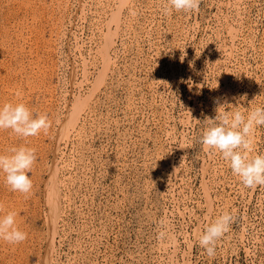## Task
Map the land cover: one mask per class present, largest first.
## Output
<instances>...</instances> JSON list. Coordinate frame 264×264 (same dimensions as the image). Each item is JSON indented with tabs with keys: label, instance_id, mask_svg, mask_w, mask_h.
<instances>
[{
	"label": "rangeland",
	"instance_id": "374dc122",
	"mask_svg": "<svg viewBox=\"0 0 264 264\" xmlns=\"http://www.w3.org/2000/svg\"><path fill=\"white\" fill-rule=\"evenodd\" d=\"M164 2L127 0L115 26L118 0H0V105L23 101L50 121L27 138L0 130V153L37 155L29 194L0 177V203L28 234L0 240V264H264V186H243L200 143L220 104L264 106V0L170 15ZM254 147L264 152V126ZM225 211L210 258L197 236Z\"/></svg>",
	"mask_w": 264,
	"mask_h": 264
},
{
	"label": "clouds",
	"instance_id": "9594fccd",
	"mask_svg": "<svg viewBox=\"0 0 264 264\" xmlns=\"http://www.w3.org/2000/svg\"><path fill=\"white\" fill-rule=\"evenodd\" d=\"M199 5L200 0H165L163 12L165 15H170L173 10L187 13L197 10ZM215 111L214 117L204 119L200 136L204 150L219 153L243 186H264V152H257L254 147L255 129L264 126V106L244 111L237 105L224 103ZM49 126L46 113H34L23 101L0 105V130L10 129L17 137L27 138L39 135ZM36 161L34 148L26 144L11 146L7 152L0 153V177L11 191L29 194L33 188L30 173ZM18 215L15 210L5 212L0 203V240L15 245L27 239V232L18 226ZM232 219V214L225 211L208 222L198 234L197 243L210 258L215 256L217 241L229 230Z\"/></svg>",
	"mask_w": 264,
	"mask_h": 264
},
{
	"label": "bare ground",
	"instance_id": "6f19581e",
	"mask_svg": "<svg viewBox=\"0 0 264 264\" xmlns=\"http://www.w3.org/2000/svg\"><path fill=\"white\" fill-rule=\"evenodd\" d=\"M112 1H113V0H112ZM118 1L120 2V4H117V3H116V4H117V7H118V6H119V7H122L123 4L125 5L126 2H127V0H118ZM130 3H131V1H130ZM121 5H122V6H121ZM119 7H118V9L116 8L117 11H115V12L112 14V19H113V21H115V24H116L115 26H117V24H119V23H118V21H119V19H118V18H119L118 15H119V9H120ZM128 9H129V8H128ZM130 10H131V8H130ZM112 12H113V11H112ZM133 13H134V12H133ZM99 15H100V14H99ZM131 15H132V14H131ZM108 19H109V18H108ZM128 19H129V18H128ZM150 19H151V18H150ZM122 20H123V19H122ZM119 22H120V21H119ZM111 23H112V21H111ZM120 24H121V23H120ZM106 26H107V25H106ZM108 27H109V26H107V28H108ZM119 27H120V26H119ZM126 27H127V26H126ZM107 28H106V29H107ZM115 28H116V27H115ZM57 29H58V28H57ZM116 29H117V28H116ZM59 30H60V29H59ZM101 31H102V30H101ZM108 31H109V30H108ZM115 31H116V30H115ZM98 32H99V31H98ZM106 32H107V31H106ZM113 33H115V32H113ZM113 33H112V35H113ZM116 33H117V32H116ZM116 33H115V34H116ZM108 34H109V33H108ZM104 35H105V33H104ZM102 36H103V35H102ZM59 39H60V38H59ZM104 39H107L106 36H105ZM108 40H109V38H108ZM110 41H111V40H110ZM112 41H113V40H112ZM103 42L106 43L105 40H103ZM103 42H102V43H103ZM135 43H136V42H135ZM107 44H108V42H107ZM99 45H100V44H99ZM110 45H111V44H110ZM100 46H102V45H100ZM108 46H109V45H107V46L105 45L104 48L102 47V49H105V47L107 48ZM108 49H109V48H108ZM121 50H122V49H121ZM230 50H231V49H230ZM105 51H106V52L104 53V56L107 54V50H105ZM108 51H109V50H108ZM231 53H233V52H231ZM99 54H100V53H99ZM102 54H103V53H102ZM107 55H108V54H107ZM104 59H107V58L105 57ZM105 61H106V60H105ZM103 63H104V62H103ZM103 63H102V64H103ZM130 63H131V62H130ZM112 64H113V63H112ZM107 65H108V62L106 63V66H107ZM83 68H84V67H83ZM108 68H109V67H108ZM108 68H107V69H108ZM105 69H106V68H105ZM105 69H104V70H105ZM111 69H112V68H111ZM82 70L84 71V70H86V69H82ZM104 70H103V71H104ZM73 71H74V70H73ZM83 71H82V72H83ZM105 71H107V70H105ZM85 72H86V71H85ZM101 72H102V70H101ZM104 73H105V72H104ZM106 73H107V72H106ZM84 74H85V73H84ZM84 74H82L81 76H83ZM98 76H99V75H98ZM135 77H136V76H135ZM84 79H85V78H84ZM97 79H98V78H97ZM102 79H103V78H101L100 80H102ZM85 80H86V79H85ZM98 80H99V79H98ZM105 81H106V80H105ZM97 82H98V81H97ZM102 82H103V81H102ZM94 83H95V82H93V85H95V86H93V89L90 90L91 92H93V90L95 91V89L97 88L96 86H97L98 84L96 85V84H94ZM98 83H99V82H98ZM74 84H75V83H74ZM100 84H101V83H100ZM100 84H99V85H100ZM95 87H96V88H95ZM77 88H78V87H77ZM229 90H230V89H229ZM88 92H89V91H88ZM231 92H232V91H231ZM231 92H230V93H231ZM92 94H93V93H92ZM92 94L89 92V95L92 96ZM87 95H88V94H87ZM238 97H239V96H238ZM85 98H86V95H85L84 99H85ZM226 98H227V97H226ZM78 99H79V98H78ZM82 100H83V99H82ZM88 100H89V99H88ZM76 102H78V101H76ZM81 102H86V101L84 100V101H81ZM87 103H88V102H87ZM84 104H85V103H84ZM88 104H89V103H88ZM85 105H86V104H85ZM73 107H74V105H73ZM79 107H81V106H79ZM84 107H85V106H84ZM76 108H77V107H74V110H73V111L77 112V111H76ZM80 109H81V108H80ZM73 111L71 112L72 114H71V113L69 114L70 117H69L68 119L64 118V119H65L64 125L70 124V123L73 121V118H75V119L77 120V117H76L77 115L73 114V113H74ZM69 115H68V116H69ZM74 115H75V116H74ZM78 117H79V116H78ZM78 120H79V118H78ZM74 121H75V120H74ZM82 123H84V122H82ZM71 124H72V123H71ZM74 125H75V124H74ZM61 126H62V125H61ZM72 126H73V125H71L70 128H72ZM67 127H68V126H67ZM80 127H81V126H80ZM74 128H75V127H74ZM74 128H73V130H74ZM62 129H63V127H62ZM62 129H61V130H62ZM64 129H66V128L64 127ZM64 129H63V130H64ZM67 130H68V129H67ZM78 130H79V129H78ZM66 132H67V131H66ZM70 132H71V131H70ZM75 132H76V131H75ZM67 133H68V132H67ZM61 134H64V132L61 133ZM68 134H69V133H68ZM66 136H67V135L65 134V136H64L63 138H65V139L67 140V137H66ZM61 137H62V136H60V138H61ZM60 141H61V140H60ZM56 148H57V146L55 147V149H56ZM77 152H78V151H77ZM53 153H54V152H53ZM54 156H55V155H54ZM53 175H54V174H53ZM54 177H55V176H54ZM55 182H56V181H55ZM55 182L53 183L54 185H53V187H52V190L50 191V196L53 197V198H52L53 201H51L52 205L50 204L51 206H50V208H49V209H51V211H50V215H49V216L51 217V221H53V223L51 222L53 225H54L55 222L57 221L56 219H57V217H58V213H59V210H58V209H59V207H58V202H59V192H58V190H57V187H55ZM53 202H54V203H53ZM49 221H50V220H49ZM53 225H52V226H53ZM55 226H56V225H55ZM54 228H55V227H54ZM52 230H53V229H52ZM54 234H55V233H54ZM52 245H53V244H52ZM50 251H51V250H50ZM173 254H174V253H173ZM170 259H171V258H170ZM170 261H171V260H170ZM48 263H49V262H48Z\"/></svg>",
	"mask_w": 264,
	"mask_h": 264
}]
</instances>
